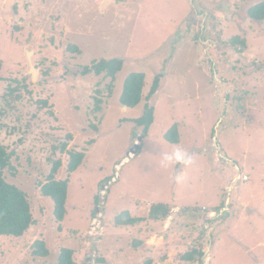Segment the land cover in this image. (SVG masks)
Returning <instances> with one entry per match:
<instances>
[{"label": "rangeland", "instance_id": "374dc122", "mask_svg": "<svg viewBox=\"0 0 264 264\" xmlns=\"http://www.w3.org/2000/svg\"><path fill=\"white\" fill-rule=\"evenodd\" d=\"M258 1L0 0V141L12 152L4 177L27 194L35 219L22 237L0 236V264H57L63 247L77 264H264V20L247 15ZM111 58L125 63L109 93V77L81 70ZM131 72L145 85L127 108L120 95ZM146 104L154 121L143 130L133 119ZM173 124L178 143L164 137ZM176 148L192 164L162 167ZM70 151L85 154L72 173ZM58 158L56 178L69 180L60 223L40 192ZM159 204L169 213L150 218ZM124 210L151 219L148 228L116 225ZM152 227L181 230L171 242L179 251L139 250ZM36 239L47 256L32 254ZM189 251L194 263L179 259Z\"/></svg>", "mask_w": 264, "mask_h": 264}, {"label": "trees", "instance_id": "16d2710c", "mask_svg": "<svg viewBox=\"0 0 264 264\" xmlns=\"http://www.w3.org/2000/svg\"><path fill=\"white\" fill-rule=\"evenodd\" d=\"M247 15L250 19L256 21L264 20V0L251 4L247 8ZM231 43H239L245 46V42L239 37L234 36L230 40ZM68 49L74 53H80V48L75 45H69ZM125 63L123 58H111L108 60L101 59L93 61L91 66H86L81 70V74H88L93 72L96 75L103 74L105 78L109 77L111 82L106 84L109 93L112 92L116 74L122 69ZM162 73H157L153 78V84L145 99L150 100L153 94L157 91ZM145 85V74L143 72H131L126 76L123 82V89L120 95V101L128 108L136 107L143 98V88ZM15 88L9 89V95L14 94ZM20 99V95L15 96ZM46 104V101H40ZM98 105L99 99L95 101ZM135 122L139 124L143 130H147L154 121V109L151 105L146 104L144 111L140 117L134 118ZM165 139L170 143H178L180 135L177 124H173L165 133ZM66 144L63 143L62 150H65ZM70 157L67 163L68 173L75 171L83 162L85 154L82 151H70ZM12 152L9 151L6 145L0 141V236H14L22 237L30 226L35 223L33 217L31 203L28 200L27 194L5 180L4 170L10 165V158ZM62 160L60 158L52 162L51 169L46 176V182L40 186V192L43 196L50 197L53 200L54 209L53 214L59 223L63 221L66 214V200L68 191V178L57 179L56 174L62 167ZM169 209L163 204H159L154 208V212L150 218L157 219L159 215H167ZM146 217L133 216L128 210H124L114 217L116 225H134L143 222ZM60 228V226H59ZM203 236V235H202ZM140 240H135L132 244L134 246L141 245ZM31 247L32 254L37 257H45L49 254L44 239H36ZM203 254V253H202ZM194 253L189 251L179 257L180 260L194 263ZM102 261V259H100ZM57 264H77L75 259V250L63 247L60 249ZM145 264H151V260H147Z\"/></svg>", "mask_w": 264, "mask_h": 264}, {"label": "crops", "instance_id": "0c3cea01", "mask_svg": "<svg viewBox=\"0 0 264 264\" xmlns=\"http://www.w3.org/2000/svg\"><path fill=\"white\" fill-rule=\"evenodd\" d=\"M125 107H127V106H125ZM170 211L171 212L173 211V213L174 212H178V211L180 212V209L178 208V205H177L175 207H172L170 209ZM133 216H135V215H133ZM167 218H168V221L165 222V225H167L169 223V221L173 219V217H171V216L170 217H167ZM150 221H151V219H149L148 222L144 220L143 222H140V223L145 224L147 226V228H148V224H149ZM153 230H155L153 227L149 230V232L146 230V232H148V233L144 237L145 240L143 241V243H142L143 245L141 246L143 248H139V250H147L148 251L147 253L149 255H151L156 250V248H154L153 246H160L162 244H166V246H167L166 249L168 250V248H170L172 251H173L172 247L173 246H176V248L174 249L173 253L176 252L175 250H177L178 248L182 247V245H180L181 243L171 244V242L174 240V238L178 237V235L182 233L181 230H179V232H172L169 235H163L162 233H158V230H155V231H153ZM182 242H185V241L182 239ZM178 251H179V249L177 250V252ZM151 264H154V260L151 262Z\"/></svg>", "mask_w": 264, "mask_h": 264}, {"label": "clouds", "instance_id": "9594fccd", "mask_svg": "<svg viewBox=\"0 0 264 264\" xmlns=\"http://www.w3.org/2000/svg\"><path fill=\"white\" fill-rule=\"evenodd\" d=\"M174 164H181L185 167L192 164V157L182 148H176L172 152L164 153L161 161L162 167H170ZM177 183L183 182V177L177 175L175 177Z\"/></svg>", "mask_w": 264, "mask_h": 264}, {"label": "water", "instance_id": "95a60500", "mask_svg": "<svg viewBox=\"0 0 264 264\" xmlns=\"http://www.w3.org/2000/svg\"><path fill=\"white\" fill-rule=\"evenodd\" d=\"M30 53H31L30 51L26 52L28 57L30 56ZM30 66H31V72L30 73H32V75H35L36 71H37L36 67L33 65L32 62H30Z\"/></svg>", "mask_w": 264, "mask_h": 264}, {"label": "built area", "instance_id": "2783aa9c", "mask_svg": "<svg viewBox=\"0 0 264 264\" xmlns=\"http://www.w3.org/2000/svg\"><path fill=\"white\" fill-rule=\"evenodd\" d=\"M243 178H246V176H244ZM210 215V214H209Z\"/></svg>", "mask_w": 264, "mask_h": 264}]
</instances>
